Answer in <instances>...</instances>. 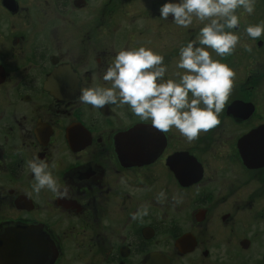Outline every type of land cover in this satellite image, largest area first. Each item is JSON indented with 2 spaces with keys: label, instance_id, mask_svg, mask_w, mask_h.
<instances>
[{
  "label": "flooded vegetation",
  "instance_id": "af4514ba",
  "mask_svg": "<svg viewBox=\"0 0 264 264\" xmlns=\"http://www.w3.org/2000/svg\"><path fill=\"white\" fill-rule=\"evenodd\" d=\"M166 2L0 0V264H263L264 36L245 29L264 24V0L226 29L234 54L206 49L236 78L220 125L197 140L79 100L111 86L121 50H153L179 80L180 49L207 21L164 20ZM35 157L55 163L67 198L33 191Z\"/></svg>",
  "mask_w": 264,
  "mask_h": 264
},
{
  "label": "clouds",
  "instance_id": "9594fccd",
  "mask_svg": "<svg viewBox=\"0 0 264 264\" xmlns=\"http://www.w3.org/2000/svg\"><path fill=\"white\" fill-rule=\"evenodd\" d=\"M252 15L255 0H177L164 3L160 17L183 28H189L193 19L205 22L199 35L180 49L177 72L179 80L167 79L164 57L151 49L140 47L119 51L103 74L110 87H90L81 90L79 100L94 109L105 106L127 105L132 114L142 121H151L158 132L167 134L175 128L189 142L197 140L221 123L219 116L225 110L232 94L236 72L227 64L213 59L211 49L218 56L234 54L240 37L226 29H237L240 16L237 10ZM253 40L264 36V24L250 25L245 29ZM251 52L248 44H243ZM34 176L33 191L39 194L48 189L58 198H67L68 190H61L53 176L51 166L39 157L27 162ZM164 199L165 193H159ZM148 214L147 206L133 214V219Z\"/></svg>",
  "mask_w": 264,
  "mask_h": 264
},
{
  "label": "water",
  "instance_id": "95a60500",
  "mask_svg": "<svg viewBox=\"0 0 264 264\" xmlns=\"http://www.w3.org/2000/svg\"><path fill=\"white\" fill-rule=\"evenodd\" d=\"M263 264H264V258H263Z\"/></svg>",
  "mask_w": 264,
  "mask_h": 264
}]
</instances>
